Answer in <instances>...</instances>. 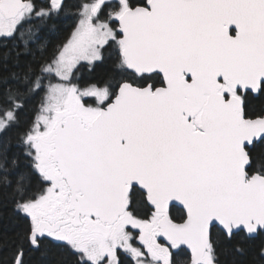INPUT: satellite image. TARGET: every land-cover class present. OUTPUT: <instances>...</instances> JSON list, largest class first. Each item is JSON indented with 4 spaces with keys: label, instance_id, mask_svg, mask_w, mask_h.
<instances>
[{
    "label": "snow or ice",
    "instance_id": "snow-or-ice-1",
    "mask_svg": "<svg viewBox=\"0 0 264 264\" xmlns=\"http://www.w3.org/2000/svg\"><path fill=\"white\" fill-rule=\"evenodd\" d=\"M0 264H264V0H0Z\"/></svg>",
    "mask_w": 264,
    "mask_h": 264
},
{
    "label": "trees",
    "instance_id": "trees-1",
    "mask_svg": "<svg viewBox=\"0 0 264 264\" xmlns=\"http://www.w3.org/2000/svg\"><path fill=\"white\" fill-rule=\"evenodd\" d=\"M84 74H85V75H87V72H86V70H84Z\"/></svg>",
    "mask_w": 264,
    "mask_h": 264
}]
</instances>
